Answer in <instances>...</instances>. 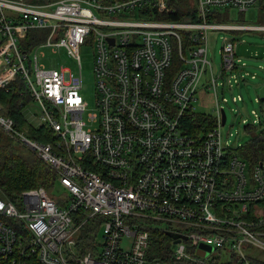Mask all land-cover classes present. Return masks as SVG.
<instances>
[{
    "label": "built area",
    "instance_id": "2783aa9c",
    "mask_svg": "<svg viewBox=\"0 0 264 264\" xmlns=\"http://www.w3.org/2000/svg\"><path fill=\"white\" fill-rule=\"evenodd\" d=\"M176 1L0 0V89L23 97L26 118L18 129L0 103V127L54 169L59 194L41 186L0 196V264H264L254 254L264 253V162L242 157L223 131L226 93L250 72L234 35L215 69L210 40L264 31L219 19L260 0H195L194 16L173 19ZM83 46L96 52L91 112ZM48 47L80 69L44 63ZM204 96L215 99L210 113L198 111ZM260 111L250 121L242 109L250 134L264 123ZM194 113L206 120L196 133L187 130ZM85 226L103 229L101 245L98 234L83 238ZM156 234L166 248L150 253ZM204 245L214 248L205 257Z\"/></svg>",
    "mask_w": 264,
    "mask_h": 264
},
{
    "label": "rangeland",
    "instance_id": "374dc122",
    "mask_svg": "<svg viewBox=\"0 0 264 264\" xmlns=\"http://www.w3.org/2000/svg\"><path fill=\"white\" fill-rule=\"evenodd\" d=\"M35 1H38L40 3H45L50 0H35ZM262 3H260V1L256 2L254 6L250 7L246 11H240L238 8L228 7L223 11L221 18L226 20L227 22L246 24V25H256V24L264 23V15L262 14ZM176 5L183 8L184 12H186V16L183 19L191 18L192 16H194V14L197 11V6H195V0H178L173 4V6ZM210 33H211L210 40L212 47L211 52H212V59L213 61H215L214 62L215 69L216 68L220 69V67L222 66L223 61H222L221 51L223 49L225 40H227L229 37L234 35L240 41V46H241L240 49L238 50L236 60L237 59L242 60L241 62H238L240 66H242L243 63L246 62L247 65L244 67L242 71L243 74L246 71L250 72V75H246L245 81L241 84L242 87L234 84L233 86L234 89L226 93V96L229 98L230 103L225 107L226 115L228 117V122L226 126L223 128V131L226 134H229V138L232 144L246 145L247 141L251 139V134L247 132V130H244V125L242 123V118H243L242 109L244 110L247 118H249L250 121L252 120L250 114L253 110H257L258 112H261L260 110L263 109L262 114L264 115V104L261 105V103H258L256 101L257 93L261 88L260 85L264 84V31L242 30L239 33L231 32V31L228 32L214 31ZM52 52H53L52 48L50 47L44 50V53L46 54L44 58V63L48 65L52 64L55 67H58L56 64L59 62L60 64L61 63L64 64L65 67L72 69L74 72L80 69L79 62L77 59L70 58L65 53H62V55L59 56L53 54ZM80 53H81V67L83 69V81H84V87L81 92L82 95H84L86 100L89 102L87 109L88 112H91V110H94L96 107V98H97V94H96L97 80L94 74V67H95L94 60L96 57V52L90 46L88 47L83 46L81 47ZM253 73H257L256 79L252 78ZM239 93H241L244 96V102H238V103L233 102L232 96ZM197 107L199 112L207 111L210 113L216 107L215 99L212 97L204 96L202 99H199V102L197 103ZM35 114L36 111L31 112V115H35ZM32 124L35 127H38L39 126L38 119L33 120ZM30 135L33 136L32 133H30ZM0 152H6L10 155L16 153L24 157L25 159L38 158L40 161H43L38 154H36L27 146H25V144L22 143L20 140L14 138L9 133L7 134L1 127H0ZM16 163H17L16 160L11 161L10 165L15 167ZM41 186L47 189L48 192L52 191L54 188L53 186H51L50 189H48L46 186L40 185V187ZM33 188H37V187H33ZM53 193L59 195L57 194L56 191H54ZM20 195L21 193H19L17 197H13V196L12 197L17 199L20 198ZM0 196L1 197L6 196L1 186H0ZM6 197L10 198L9 196ZM86 229L87 227L85 226L83 228V231H81L82 235L83 232L86 231ZM97 234H98L97 243L101 245L104 240L103 229L100 228ZM86 237H84L83 235L84 239ZM158 242H162L163 247L159 245ZM170 244L171 243H169V245ZM90 247H91L90 245H85V249H87L86 251L91 250ZM165 248H166L165 238L163 236L160 237L159 235L156 234L154 236V241L151 244L150 253L154 251L158 252V250H162ZM177 248L178 245H173L172 247L174 251ZM213 250L214 248L212 247V249L209 252L204 250V253H210ZM84 253L85 251L83 252V254ZM254 254L264 259V253H261L260 251H256ZM214 262H211V264H213Z\"/></svg>",
    "mask_w": 264,
    "mask_h": 264
},
{
    "label": "trees",
    "instance_id": "16d2710c",
    "mask_svg": "<svg viewBox=\"0 0 264 264\" xmlns=\"http://www.w3.org/2000/svg\"><path fill=\"white\" fill-rule=\"evenodd\" d=\"M262 2L264 3V0H260V3ZM263 3L262 14L264 15ZM177 7L178 12L171 14L170 18L183 19L186 16V12H184L183 8L179 6ZM219 19L220 21H226L221 17H219ZM257 25H264V23ZM22 98L23 97H20L16 90L5 91L0 89V103L3 106V112L6 116L9 115L15 120L18 129H21V127L26 124L23 106L21 105ZM261 101L264 104V99L261 98ZM189 118V126H187L188 132L196 133L203 129L201 128L202 125L200 123L203 124L206 120H204V115L202 113L191 114ZM252 130L251 139L247 141L246 145H243L238 149L239 154L252 163L264 162V123L261 125L258 132L256 129ZM38 131L42 132L40 134L43 135V129H38ZM31 133L34 136L36 135L37 130L36 132L31 130ZM41 139L42 141H46V138ZM15 160L17 163L15 167H13L10 163ZM56 182V172L54 169L43 161H40L38 158L25 159L16 153L10 155L6 152H0V186L6 196L15 199L13 197H17L19 193L22 194L25 189L33 187L39 188L40 185L46 186L50 189L51 186H55ZM52 191H50V193H53ZM58 201L60 200L58 199ZM97 233L98 226L96 228L92 227L91 229L87 228L86 231L83 232V235L84 237H89L90 235H97ZM159 236L161 237L162 235ZM83 248L86 253L87 249H85V245H83Z\"/></svg>",
    "mask_w": 264,
    "mask_h": 264
},
{
    "label": "water",
    "instance_id": "95a60500",
    "mask_svg": "<svg viewBox=\"0 0 264 264\" xmlns=\"http://www.w3.org/2000/svg\"><path fill=\"white\" fill-rule=\"evenodd\" d=\"M260 87H261V88H260L258 94L260 95V97H261L262 99H264V84H261ZM223 117H224V123H225L226 120H227V117H226V113H225V112H223ZM171 236L174 237V238H177V235H174V234H172V233H171ZM176 242H178V240H177ZM204 247H205V248L199 250V254H200L201 256H204V257H205V256H207L208 253H204V250H207V251L209 252V251L212 249V247H211V246L208 247V246H205V245H204Z\"/></svg>",
    "mask_w": 264,
    "mask_h": 264
}]
</instances>
